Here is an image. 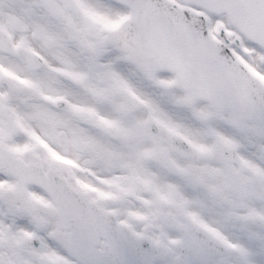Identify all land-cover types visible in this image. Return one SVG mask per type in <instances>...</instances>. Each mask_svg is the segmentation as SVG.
<instances>
[{
    "label": "snow or ice",
    "instance_id": "1",
    "mask_svg": "<svg viewBox=\"0 0 264 264\" xmlns=\"http://www.w3.org/2000/svg\"><path fill=\"white\" fill-rule=\"evenodd\" d=\"M0 264H264V0H0Z\"/></svg>",
    "mask_w": 264,
    "mask_h": 264
}]
</instances>
